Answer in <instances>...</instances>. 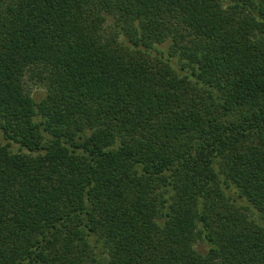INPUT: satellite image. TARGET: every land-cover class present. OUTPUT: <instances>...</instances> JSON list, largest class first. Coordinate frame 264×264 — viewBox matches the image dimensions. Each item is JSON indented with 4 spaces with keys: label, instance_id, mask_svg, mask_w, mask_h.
Returning a JSON list of instances; mask_svg holds the SVG:
<instances>
[{
    "label": "trees",
    "instance_id": "16d2710c",
    "mask_svg": "<svg viewBox=\"0 0 264 264\" xmlns=\"http://www.w3.org/2000/svg\"><path fill=\"white\" fill-rule=\"evenodd\" d=\"M240 206L264 0H0V264H264Z\"/></svg>",
    "mask_w": 264,
    "mask_h": 264
},
{
    "label": "rangeland",
    "instance_id": "374dc122",
    "mask_svg": "<svg viewBox=\"0 0 264 264\" xmlns=\"http://www.w3.org/2000/svg\"><path fill=\"white\" fill-rule=\"evenodd\" d=\"M28 85H30V90L32 91V94H38V93H43L44 90H43V87L39 86V85H32L31 83H28ZM17 149V147H15V150ZM225 204V203H223ZM228 205H231V203L228 202ZM232 206V205H231ZM243 206V205H242ZM215 209L216 211L218 210H222V207L221 205L220 206H215ZM239 211L243 214H245V216L247 217L248 220H252L253 222H255L256 224L258 225H263L262 224V221H260L258 219V216L255 215V213H252L251 211H247L246 209H243L241 206H240V209ZM264 226V225H263ZM195 248L199 251V252H205V249H206V246L201 243V242H198L195 246Z\"/></svg>",
    "mask_w": 264,
    "mask_h": 264
}]
</instances>
